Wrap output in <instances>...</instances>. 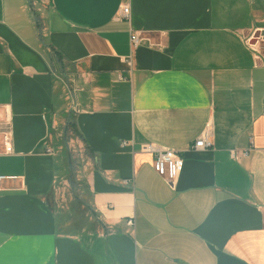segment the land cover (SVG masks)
Listing matches in <instances>:
<instances>
[{"label":"crops","instance_id":"crops-1","mask_svg":"<svg viewBox=\"0 0 264 264\" xmlns=\"http://www.w3.org/2000/svg\"><path fill=\"white\" fill-rule=\"evenodd\" d=\"M257 33L264 0H0V264H264Z\"/></svg>","mask_w":264,"mask_h":264},{"label":"built area","instance_id":"built-area-1","mask_svg":"<svg viewBox=\"0 0 264 264\" xmlns=\"http://www.w3.org/2000/svg\"><path fill=\"white\" fill-rule=\"evenodd\" d=\"M130 9L128 6H123L119 12V18L129 19ZM264 36H254L253 40L249 42V47L253 50L255 59L257 62L261 63L264 66ZM143 40L142 35L137 32H131L130 34V45L133 50L137 49L141 41ZM212 126L211 123L206 124L205 129L201 135L195 140L193 149L194 150H204L212 146ZM5 152L11 151V145L9 144L7 138H5L4 144ZM142 151L145 153L153 154V170L166 182L172 183L177 175L179 170L182 168L183 160L179 152L171 150H163L153 144H145L142 147ZM247 151L242 152V155L245 156ZM231 156L237 158L236 152L231 151ZM1 179V178H0ZM129 225L132 224L131 221L128 222Z\"/></svg>","mask_w":264,"mask_h":264},{"label":"trees","instance_id":"trees-1","mask_svg":"<svg viewBox=\"0 0 264 264\" xmlns=\"http://www.w3.org/2000/svg\"><path fill=\"white\" fill-rule=\"evenodd\" d=\"M69 126L71 127V129H73V131H74V127H75V125L74 124H72L71 122H69Z\"/></svg>","mask_w":264,"mask_h":264},{"label":"water","instance_id":"water-1","mask_svg":"<svg viewBox=\"0 0 264 264\" xmlns=\"http://www.w3.org/2000/svg\"><path fill=\"white\" fill-rule=\"evenodd\" d=\"M255 36H259V33L255 34Z\"/></svg>","mask_w":264,"mask_h":264}]
</instances>
